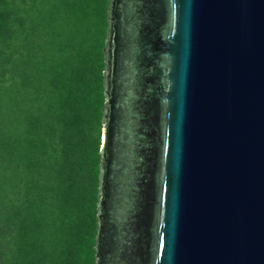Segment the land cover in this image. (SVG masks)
Returning <instances> with one entry per match:
<instances>
[{
	"label": "water",
	"instance_id": "water-1",
	"mask_svg": "<svg viewBox=\"0 0 264 264\" xmlns=\"http://www.w3.org/2000/svg\"><path fill=\"white\" fill-rule=\"evenodd\" d=\"M96 264H264V0H109Z\"/></svg>",
	"mask_w": 264,
	"mask_h": 264
},
{
	"label": "trees",
	"instance_id": "trees-1",
	"mask_svg": "<svg viewBox=\"0 0 264 264\" xmlns=\"http://www.w3.org/2000/svg\"><path fill=\"white\" fill-rule=\"evenodd\" d=\"M109 0H0V264H96Z\"/></svg>",
	"mask_w": 264,
	"mask_h": 264
}]
</instances>
